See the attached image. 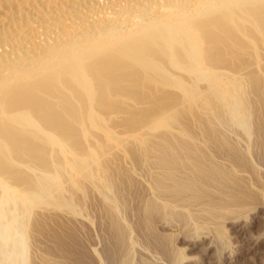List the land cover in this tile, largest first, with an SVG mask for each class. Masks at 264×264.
Returning <instances> with one entry per match:
<instances>
[{
	"label": "rangeland",
	"instance_id": "rangeland-1",
	"mask_svg": "<svg viewBox=\"0 0 264 264\" xmlns=\"http://www.w3.org/2000/svg\"><path fill=\"white\" fill-rule=\"evenodd\" d=\"M2 1L0 204L31 210L24 264H264V4L245 11L264 0ZM110 12L131 36L211 34L198 70L152 43L164 65L106 71Z\"/></svg>",
	"mask_w": 264,
	"mask_h": 264
},
{
	"label": "bare ground",
	"instance_id": "bare-ground-1",
	"mask_svg": "<svg viewBox=\"0 0 264 264\" xmlns=\"http://www.w3.org/2000/svg\"><path fill=\"white\" fill-rule=\"evenodd\" d=\"M26 1V0H25ZM30 1H32V0H30ZM40 1H42V0H40ZM49 2H52L53 0H48ZM57 1V0H56ZM106 1H108V0H105L104 2H106ZM112 1V0H111ZM146 1H149V0H146ZM152 1V0H151ZM181 1V0H180ZM179 1V2H180ZM183 1V0H182ZM255 1V0H254ZM258 1V0H257ZM1 2H3L2 0H1ZM11 2V1H10ZM18 2V1H17ZM29 2V1H28ZM43 2V1H42ZM41 2V3H42ZM44 2L46 3V0H44ZM48 2V3H49ZM58 2V1H57ZM61 2H63V1H59V3H61ZM113 2V1H112ZM159 2V1H158ZM242 2H244V1H242ZM259 2V1H258ZM257 2V3H258ZM261 2V1H260ZM16 3V2H15ZM48 3H47V5H48ZM71 3V2H70ZM74 3V2H73ZM102 3L103 2H100V1H97V4H99L100 6L102 5ZM110 3V2H109ZM121 3V2H120ZM120 3L118 2V0H115L113 3H111L112 4V6L115 8V7H117V8H119V6H120ZM184 3V2H183ZM249 3H251V2H249ZM254 3V2H253ZM1 4V3H0ZM12 4H13V2H12ZM19 3H17V5H18ZM22 4V3H21ZM32 4V3H31ZM53 3H51V5L49 4L48 6L49 7H53V5H52ZM62 4V3H61ZM96 4V5H97ZM104 4V3H103ZM159 4H161V3H159ZM254 4H256V1H255V3ZM262 4H264V1H262L261 3H258V5H260V7H258V8H261V9H255V7H257L258 5L256 4L255 6L253 5V4H249V7L252 5V6H254V9L252 8V7H248V8H243V9H240V13H238V10L234 13L235 15L234 16H236L237 14L238 15H242V10H245L246 12H248V14H253V16H257L258 14H259V18L258 17H256L255 16V18H256V20H258V19H261V15H262V13H263V11L261 12L260 10H263V6L261 7V5ZM29 5V4H28ZM74 5H75V3H74ZM109 5V4H108ZM122 5V4H121ZM165 5V4H164ZM55 6V5H54ZM103 6V5H102ZM156 6V5H155ZM157 6H158V3H157ZM183 6V5H182ZM242 6V5H241ZM244 6V5H243ZM42 7V6H41ZM46 7V6H45ZM48 7V8H49ZM129 7V6H128ZM131 7V6H130ZM166 7V6H165ZM8 8V7H7ZM14 8V7H13ZM20 8V7H19ZM56 8V7H55ZM112 8V7H111ZM161 8H162V6H161ZM164 8V7H163ZM181 8V7H180ZM251 8L253 9V10H251ZM46 9V8H45ZM51 9V8H50ZM49 9V10H50ZM14 10V9H13ZM18 10V9H17ZM183 10V9H182ZM255 10V11H254ZM15 11V10H14ZM120 11V10H119ZM181 11V10H180ZM180 11H178V10H176V8L175 9H173L172 10V12L175 14V15H177L178 16V14H179V12ZM235 11V10H234ZM244 11V12H245ZM261 12V13H257L256 14V12ZM28 12V11H27ZM99 12V11H98ZM113 12V11H112ZM172 12L170 13V14H172ZM26 13V12H25ZM49 13V12H48ZM181 13V12H180ZM184 13V12H183ZM182 13V14H183ZM233 13V12H232ZM237 13V14H236ZM118 14V13H117ZM245 15L247 14V13H244ZM24 15V14H23ZM92 15H94V14H92ZM240 15V16H241ZM90 16V15H89ZM114 15H113V13H107V14H105V15H100L99 17L98 16H96V15H94V18H96V20H99L101 23H103V26H102V31H101V34H105V32L107 33V31H111V30H116L117 31V37L116 38H114V39H105V40H107V41H105V45L107 46V48L108 47H111L112 49H113V51L111 52L112 54L111 55H109V61H110V64H108L107 65V67L110 69V70H107L106 69V71H110L111 72V70L112 71H115L116 69H122V71H121V73L122 74H130V70H131V67H141L142 69H144L145 71H148V72H151V71H153L154 69H157V67H159L160 66V64L159 63H162L163 64V62H161L162 61V59H159V56L157 57V55L158 54H156V55H153V53L154 52H152V51H150V44H151V47H152V43H161L162 45V51H161V55H162V57H163V60H164V62H165V59L166 58H169L171 61H172V64L174 63V65L175 64H177V65H179L180 67H184V66H186V68H191V69H196V70H198L197 68H199V64L198 63H200V61L198 60V56H199V51L201 50V49H199V46L201 45V43L199 42V40H200V38H202V40L204 39V37H207V35H208V37L209 36H211V34H207V32L205 33V31H202V33H201V29L199 30V32H200V37H199V35H198V29L197 30H192V31H188L187 30V28H186V26H183L182 28L180 27V29H181V31H182V35H181V37H178L177 35V37H178V39H177V37H176V39L173 37V38H170V37H166V33L164 32V34H163V36L162 35H160V34H158L157 32L156 33H152V32H149L148 30H143V31H141V32H135V34L134 33H132L133 35V37L131 36V34L130 33H127L126 34V32L124 31V32H122V30H120L119 31V28L117 29V25L116 24H114L115 26H113V21L112 22H110V24L113 26L112 28H111V26L109 25L108 26V28L107 27H105V25H107V21L109 22V21H111V20H114V17H113ZM231 16V15H230ZM243 16V15H242ZM246 16H248V15H246ZM252 16V15H251ZM252 16V17H253ZM261 16V17H260ZM92 17V16H91ZM115 17H116V15H115ZM237 17V16H236ZM235 17V18H236ZM243 17H245V16H243ZM248 17H250V16H248ZM93 18V17H92ZM93 18V19H94ZM263 18V17H262ZM67 20V19H66ZM125 21V20H124ZM217 21V20H216ZM261 21V20H260ZM62 22V21H61ZM65 22V21H64ZM233 22V21H232ZM80 24H75V25H73V29H74V31L77 29V30H79V29H81V25H82V22H79ZM104 23H106V24H104ZM219 24H220V22H218ZM218 23H216L215 25H217ZM234 23V22H233ZM109 24V23H108ZM212 24V23H211ZM211 24H208L209 26V28L208 29H210L211 28V30H209V31H212V29H214V31H212V36L213 37H215L216 35H218L216 32H215V27L216 28H219L218 26H213L212 25V27H211ZM121 25H123L122 23H121ZM207 25V24H206ZM222 25V24H221ZM119 26H120V24H119ZM118 26V27H119ZM139 26H140V24H139ZM145 26V25H144ZM148 26V25H147ZM151 26H153V25H151ZM182 26V25H181ZM80 27V28H79ZM121 27V26H120ZM203 27V26H202ZM206 27V28H205ZM214 27V28H213ZM224 27V26H223ZM231 27V26H230ZM25 28H26V26H25ZM147 28V27H146ZM198 28H200V27H198ZM225 28V27H224ZM226 28H228V27H226ZM225 28V29H226ZM27 29V28H26ZM72 29V28H71ZM202 29H207V26H204ZM220 29V28H219ZM223 29V28H222ZM221 29V30H222ZM224 29V31H229V29H227V30H225ZM63 30V29H62ZM66 30V29H65ZM76 30V31H77ZM101 30V29H100ZM137 30V29H136ZM169 30V29H168ZM71 31V30H70ZM80 31V30H79ZM113 31V32H114ZM152 31V30H151ZM4 32V31H3ZM8 32V31H7ZM12 32V31H11ZM29 32H30V30H29ZM28 32V33H29ZM72 32V31H71ZM78 32V31H77ZM169 32V31H168ZM204 32V33H203ZM215 32V33H214ZM222 32V31H221ZM26 33V32H25ZM31 33H32V31H31ZM34 34H35V32H33ZM62 33H65V31L64 32H62L61 31V36H65V34L63 35ZM72 33H74L75 34V32H72ZM71 33V34H72ZM161 33H162V31H161ZM224 33V32H223ZM225 33H227V32H225ZM202 34H205L203 37L201 36ZM207 34V35H206ZM11 35V34H10ZM14 35V34H13ZM29 34H27V36H28ZM36 35V34H35ZM58 35H59V33H58ZM69 35V34H68ZM226 35V34H225ZM31 36V35H30ZM60 36V35H59ZM66 36H67V34H66ZM70 36H72V35H70ZM130 36L132 37V38H130ZM167 36H168V34H167ZM171 36H173V35H171ZM180 36V35H179ZM29 37V36H28ZM33 37V36H32ZM31 37V38H32ZM55 37V36H54ZM225 37V36H224ZM228 37V36H227ZM226 37V38H227ZM30 38V37H29ZM29 38H27V39H29ZM31 38H30V40H31ZM56 38V37H55ZM59 38V37H58ZM61 38H63V37H61ZM68 38H69V36H68ZM71 39H72V37H70ZM70 38L68 39V40H70ZM132 39V40H130V39ZM233 38V37H232ZM60 39V38H59ZM59 39H57V40H59ZM74 39V38H73ZM214 39V38H213ZM119 40V41H118ZM201 40V41H202ZM208 40V39H207ZM212 40V39H211ZM210 40V41H211ZM215 40V39H214ZM223 40V39H222ZM232 40V39H231ZM204 41V40H203ZM55 42V41H54ZM72 42V41H71ZM77 42V41H76ZM104 42V41H103ZM206 42V41H205ZM78 43V42H77ZM80 43V42H79ZM178 43H179V46H177L178 45ZM84 44V43H83ZM221 44V43H220ZM86 45V44H85ZM104 45V46H105ZM156 45H158V44H156ZM160 45V44H159ZM181 45V46H180ZM84 46V45H83ZM214 46V45H213ZM154 47V46H153ZM179 47H180V49H179ZM211 47V46H210ZM155 48V47H154ZM160 49V48H159ZM110 50V49H109ZM111 51V50H110ZM159 51V50H158ZM159 54H160V52H159ZM183 57H186V58H188V59H190V60H192V61H194V63L193 62H191V63H193V64H190V65H188L189 63L188 62H190V61H186L187 59L186 58H184V59H186L185 61H186V63H188L187 65H185L186 63H185V61H184V59H183V61H182V58ZM161 58V57H160ZM168 59V60H169ZM169 60V61H170ZM108 61V62H109ZM160 61V62H159ZM199 61V62H198ZM184 62V64H182V63ZM162 64H161V66H162ZM164 65V64H163ZM189 68V69H190ZM105 69V68H104ZM115 69V70H114ZM129 70V71H128ZM135 70H136V68H135ZM105 71V70H104ZM103 71V72H104ZM194 71V70H193ZM126 72H128V73H126ZM132 72H137V71H131V73ZM140 72V71H139ZM198 72V71H197ZM199 72H200V70H199ZM198 72V75L200 74ZM115 73H116V71L115 72H113L112 74H114V76H115ZM119 73H120V71H119ZM118 73V74H119ZM120 73V74H121ZM138 73V72H137ZM134 74V73H133ZM141 74V73H140ZM144 74V73H143ZM157 74V73H156ZM195 74V73H194ZM201 74H204L203 73V71H202V73ZM134 75H136V74H134ZM152 75V74H151ZM89 77H90V75H88ZM111 76V75H110ZM155 76V75H154ZM203 76V75H202ZM4 77V76H3ZM160 77V76H159ZM161 77H162V75H161ZM31 78H33V77H31ZM88 77H86V75L84 74V76H83V79L84 80H86ZM167 78V77H166ZM37 79H40V78H38L37 77ZM159 79V78H158ZM157 79V80H158ZM31 80V79H30ZM34 80H36V79H34ZM182 80V79H181ZM26 82L27 81H29V79L27 80H25ZM83 81V80H82ZM138 82V81H137ZM143 82V81H142ZM139 83V82H138ZM231 110H232V112L235 114V116L237 117V115L238 116H240V113H241V111H240V108H239V106L238 105H233L232 107H231ZM241 117V116H240ZM241 119H242V117H241ZM242 121H243V119H242ZM25 122V121H24ZM27 123V122H26ZM21 126V125H20ZM35 141V140H34ZM33 142V141H32ZM3 150L2 151H4V148H2ZM40 152V151H39ZM46 172V171H45ZM32 186V185H31ZM30 187H28V189H29ZM52 188H51V186L50 185H48V184H45V183H41V185L39 186V187H35V185H34V188L32 189V188H30V195L32 194V193H36L37 195H39V196H41L42 194H49V192H50V190H51ZM10 190H8V192H9ZM52 191V190H51ZM17 192V191H16ZM11 193V192H10ZM9 193V194H10ZM51 193V192H50ZM8 194V195H9ZM11 195V194H10ZM6 196V195H5ZM33 198V197H32ZM2 200V199H1ZM5 201V200H4ZM3 202V201H2ZM31 215H32V213H31V210L30 209H5V207L4 206H2L1 204H0V264H24L25 262H26V260H27V256H26V253H27V248H28V241H29V239H30V236H29V234H31V233H28L27 232V227H28V220H29V217H31Z\"/></svg>",
	"mask_w": 264,
	"mask_h": 264
}]
</instances>
